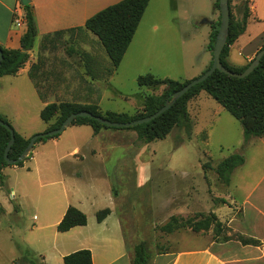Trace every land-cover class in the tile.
Segmentation results:
<instances>
[{
  "label": "rangeland",
  "instance_id": "374dc122",
  "mask_svg": "<svg viewBox=\"0 0 264 264\" xmlns=\"http://www.w3.org/2000/svg\"><path fill=\"white\" fill-rule=\"evenodd\" d=\"M228 2L232 20L240 21L243 0ZM216 3L218 0H150L115 72L109 73L110 62L100 64L85 59L83 47H91L90 52L96 57L107 55L96 38L81 36L71 45L80 58L71 65L75 74L73 84L39 89L56 103L95 104L103 116L108 112L140 116L145 113V97L162 95L164 86L139 87V76L151 74L159 79L184 82L206 70L211 54L207 49L211 25L200 21L218 20L220 12ZM59 45H68V42L63 40ZM17 90L12 87L11 91ZM30 94L28 98L26 94L0 95V115L6 116L13 129L24 137L32 136L33 129L45 131L55 119L45 125L37 113L39 103ZM186 109L190 129L174 127L163 139L148 143L139 139L133 129L102 128L95 139L88 133L75 134L70 147H79L84 160L76 166L63 160L61 169L76 174L73 181L65 183L67 193L56 172H51V178H46L47 185L42 188L24 183L25 167L31 165L28 159L17 169H3L7 179L0 194V255L15 260L27 251L36 257L17 234L13 237L15 246L6 237L10 227H21V210L33 212L69 206L85 209L84 214L93 225L98 210L113 209L121 220L127 248L145 243L150 262L155 255L202 245L204 241L196 236H213V225L206 232L180 228L170 234L160 231V226L171 216L198 218L222 205L220 197L226 193V186L214 168L228 156H244L249 149L245 147L240 123L206 92L189 99ZM58 152L64 154V147ZM53 161L50 163L57 167ZM171 177L172 180L177 177V181H168ZM51 181L54 183L49 184ZM172 184L176 188H170ZM11 189H14V198L10 197ZM7 210L10 216L3 213Z\"/></svg>",
  "mask_w": 264,
  "mask_h": 264
},
{
  "label": "crops",
  "instance_id": "0c3cea01",
  "mask_svg": "<svg viewBox=\"0 0 264 264\" xmlns=\"http://www.w3.org/2000/svg\"><path fill=\"white\" fill-rule=\"evenodd\" d=\"M119 1L29 0L35 26L33 46L28 51V60L15 75L0 77V95L11 97L14 93V96L20 97L21 94H26L28 98L32 93L39 103V115L47 103L53 102L39 87L72 85L75 74L71 65L80 60L77 49L71 47L72 43L75 44L81 36L96 38L83 28L85 21L103 8ZM248 8L250 15L245 30L229 46L226 56L229 65L236 68L244 67L257 51L264 47V0H248ZM15 15L20 18L18 23L13 22ZM25 31L24 9L20 0H0V45L7 49L20 48V39ZM56 32L62 33L53 37ZM63 40L67 41L68 45H59ZM83 49L86 60L109 64V59L104 54L96 57L94 52H90L93 50L91 47ZM210 62L211 54L205 69ZM81 63H84V60ZM12 87H16L17 92H12ZM0 116L7 120L6 116ZM72 130L74 131L69 135ZM43 132L44 130H31L33 134ZM77 133H88L92 135V139L96 137L90 126L71 124L56 138L39 142L28 158L31 165L25 167L26 176L24 178V173L23 182L27 185V182H30L42 188L47 185L46 178H51V172H56L64 193H67L65 183L73 181L76 174L74 175L72 170L61 169L63 160L70 166H76L84 160L79 147H70V140ZM61 147L65 149L64 154L58 152ZM245 147L249 152L241 155L244 163L233 170L226 193L220 197L225 203L211 211L223 225L222 232L218 236L198 235L196 237L204 241L202 245L155 255L151 264H264V137L251 138ZM52 159L57 167L50 163ZM6 167L17 169V166ZM3 169L0 194L5 189L4 181L7 179ZM58 179L52 181L56 182ZM167 179L170 182L177 181V177H173V180L172 177ZM52 181L49 184H53ZM170 186L176 188L177 185ZM11 190L10 197L14 198V189ZM227 202L231 204L228 205ZM66 209H34L33 212L21 210V227H10L6 235L7 240L15 246L13 237L17 234L28 250L36 257L43 258V264H63L65 255L80 249H88L91 252L93 264H132L133 251L127 248L121 220L113 209H110V214L101 222L95 219L94 225L87 218L86 225L59 232L56 227ZM79 210L86 213L85 209ZM4 212L5 216L11 215L9 210ZM26 222L30 224L27 225ZM238 236L256 240L257 244L243 245L237 239ZM13 261L14 257L6 258L4 254L0 255V264H14Z\"/></svg>",
  "mask_w": 264,
  "mask_h": 264
},
{
  "label": "trees",
  "instance_id": "16d2710c",
  "mask_svg": "<svg viewBox=\"0 0 264 264\" xmlns=\"http://www.w3.org/2000/svg\"><path fill=\"white\" fill-rule=\"evenodd\" d=\"M149 0H120L109 5L89 17L84 23V29L91 32L98 40L102 49L106 53L109 62V73L115 72L125 54L137 26L144 14ZM244 7L241 12L240 21H233L230 16L228 36L226 44L220 55L221 64L232 72H242L250 61L241 68L232 67L226 60L229 46L245 30L246 22L249 17L248 0H243ZM216 7L219 5L216 3ZM26 31L20 39V48L7 49L0 45L2 60L0 63V77L15 75L23 64L28 60V51L33 46L35 38V26L31 5L23 6ZM220 24V16L216 22L211 25V34L207 49L212 56V49L215 42L216 33ZM62 32H56L53 37ZM48 38V37H47ZM211 62L207 69L210 67ZM189 80L184 82L170 79H159L151 74H145L137 78L139 87L157 88L164 86V92L159 96H146L144 100L145 113L137 117H129L124 113L108 112L103 116L95 104H79L74 102H50L47 103L39 112L40 119L48 124L53 118L54 121L44 131L57 129L61 123L72 113L88 111L93 116L104 117L114 122H129L132 120L147 117L158 111L164 106L167 99L173 92L180 89ZM204 91L213 100H215L224 110H226L234 119H236L242 128L244 142L247 143L251 138L264 137V55L260 59L259 65L246 77L242 79L234 78L225 73L215 70L203 82L193 86L183 96L178 98L174 104L161 115L149 122L142 123L129 128L112 129H133L137 132L139 139L144 142L163 139L170 129L174 127H183L190 129V118L186 109V104L192 97L199 92ZM0 120L6 123L13 130V143L8 151L10 159H16L26 148L29 138L22 137L17 133L8 121L0 116ZM72 125H88L93 133H97L102 128H111L97 122L90 117H76ZM58 135L45 136L38 138L35 142H44ZM10 141V132L4 126L0 125V179H2V169L9 164L4 159L5 148ZM30 154L23 161L15 165L21 167L23 162L30 157ZM244 163V159L239 154H233L223 159L214 168L220 182L227 186L230 182V176L233 170ZM225 203L224 200L221 201ZM110 214L109 208H104L96 212V221L101 222ZM87 223L86 215L79 209L67 207L62 219L57 225V231L66 232L75 226H84ZM213 225L214 236H218L223 225L217 219L214 213L207 216L188 217L186 219L178 216H171L169 220L160 226V231L170 234L180 228H189L193 232H206ZM241 244H257L256 240L238 236ZM132 264H149L150 254L145 243L140 242L133 246ZM14 264H43V258L33 257L30 253H23L15 259ZM63 264H93L91 252L88 249H80L63 257Z\"/></svg>",
  "mask_w": 264,
  "mask_h": 264
},
{
  "label": "water",
  "instance_id": "95a60500",
  "mask_svg": "<svg viewBox=\"0 0 264 264\" xmlns=\"http://www.w3.org/2000/svg\"><path fill=\"white\" fill-rule=\"evenodd\" d=\"M20 3L22 6H25L29 4V0H20ZM219 5V12H220V24L218 31L216 33L215 42L212 49V58H211V65L208 69H206L203 73H201L199 76L189 80L186 84H184L180 89L173 92L170 96V99H167L164 106L161 107L158 111L153 113L150 116L143 117L140 119L132 120L129 122H114L110 121L104 117L99 116H93L88 111H80L78 113H72L70 114L57 129H53L50 131H46L43 133H37L32 135L29 138V142L26 146V148L23 150V152L19 155L16 159H10L8 157V151L13 143V130L9 128V126L0 120V125L4 126L6 129L10 132V141L8 142L5 151H4V159L7 164L9 165H15L20 161H23L26 156H28L29 152L31 151L32 147L35 145V142L38 138L45 137V136H54L58 135L61 132H63L67 127H69L74 118L76 117H90L94 118L97 122L108 126V127H115V128H128L133 127L142 123L149 122L152 119H155L159 115H161L163 112H165L167 109H169L174 102L183 96L189 89H191L193 86L203 82L208 76H210L215 70H219L223 73H225L228 76L242 79L249 75L258 65L260 62V59L264 55V47L261 48L257 53L254 55L253 59L250 61V63L247 65V67L242 72H232L228 69H226L220 62V55L221 52L226 44V39L228 36V29H229V21H230V9H229V2L228 0H218ZM201 24H209L212 25L213 22L209 21L207 19H202L200 21ZM2 60V53L0 52V63Z\"/></svg>",
  "mask_w": 264,
  "mask_h": 264
},
{
  "label": "built area",
  "instance_id": "2783aa9c",
  "mask_svg": "<svg viewBox=\"0 0 264 264\" xmlns=\"http://www.w3.org/2000/svg\"><path fill=\"white\" fill-rule=\"evenodd\" d=\"M19 20H20V18L18 17V15H15L13 18V22L18 23Z\"/></svg>",
  "mask_w": 264,
  "mask_h": 264
}]
</instances>
